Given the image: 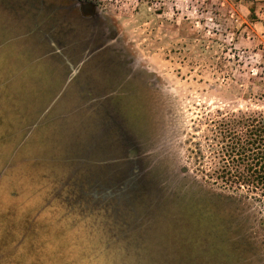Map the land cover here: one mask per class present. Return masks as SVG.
<instances>
[{
    "label": "rangeland",
    "instance_id": "rangeland-1",
    "mask_svg": "<svg viewBox=\"0 0 264 264\" xmlns=\"http://www.w3.org/2000/svg\"><path fill=\"white\" fill-rule=\"evenodd\" d=\"M260 110L264 0H0V264H237L181 169Z\"/></svg>",
    "mask_w": 264,
    "mask_h": 264
},
{
    "label": "trees",
    "instance_id": "trees-1",
    "mask_svg": "<svg viewBox=\"0 0 264 264\" xmlns=\"http://www.w3.org/2000/svg\"><path fill=\"white\" fill-rule=\"evenodd\" d=\"M209 132V156L195 142L188 149L193 169H181L187 177L195 173V222L212 228L206 234L210 239L237 241V264H264V111L225 113L211 119ZM212 185L231 193L215 192Z\"/></svg>",
    "mask_w": 264,
    "mask_h": 264
},
{
    "label": "flooded vegetation",
    "instance_id": "flooded-vegetation-1",
    "mask_svg": "<svg viewBox=\"0 0 264 264\" xmlns=\"http://www.w3.org/2000/svg\"><path fill=\"white\" fill-rule=\"evenodd\" d=\"M86 9H87V8H86V7H84V10H85V11H86Z\"/></svg>",
    "mask_w": 264,
    "mask_h": 264
}]
</instances>
